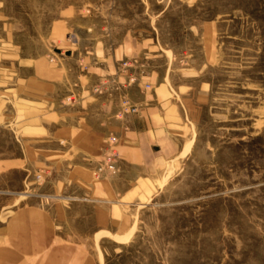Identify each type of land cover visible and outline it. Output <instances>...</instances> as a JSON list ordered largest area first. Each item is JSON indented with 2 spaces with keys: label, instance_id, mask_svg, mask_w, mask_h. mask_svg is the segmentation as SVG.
<instances>
[{
  "label": "rangeland",
  "instance_id": "374dc122",
  "mask_svg": "<svg viewBox=\"0 0 264 264\" xmlns=\"http://www.w3.org/2000/svg\"><path fill=\"white\" fill-rule=\"evenodd\" d=\"M2 21L31 57L63 33L113 46L126 32L154 38L172 86H197L202 107L191 140L158 174L156 192L107 224L92 203L65 200L87 190L67 181L63 188L67 169L49 177L36 154L50 144L20 141L0 126V228L19 207L61 201L71 205L58 235L81 247L56 249L47 264H264V0H0ZM106 138L101 160L89 166L93 180L117 174V158L114 172L104 163ZM3 261L45 264L29 254Z\"/></svg>",
  "mask_w": 264,
  "mask_h": 264
},
{
  "label": "crops",
  "instance_id": "0c3cea01",
  "mask_svg": "<svg viewBox=\"0 0 264 264\" xmlns=\"http://www.w3.org/2000/svg\"><path fill=\"white\" fill-rule=\"evenodd\" d=\"M5 26L0 22V126L10 127L20 141L50 144L36 154L53 171L49 177L67 169L63 188L66 181L77 182L88 192L65 200L92 203L100 221L107 224L124 206L148 200L156 192L158 174L178 157L199 122L197 86H172L167 55L148 36L126 32L113 46L104 37L86 44L63 33L43 55L31 57ZM126 59L143 63L146 74L116 91L114 81L125 83L129 75L120 67ZM99 86L101 94L93 91ZM122 92L136 113L121 112ZM71 96L73 102L67 100ZM106 137L116 140L117 174L93 180L89 166L101 160ZM68 205L59 201L51 209L31 205L13 210L0 228V256L29 254L47 264L54 250L81 247L58 235V221L67 223Z\"/></svg>",
  "mask_w": 264,
  "mask_h": 264
},
{
  "label": "built area",
  "instance_id": "2783aa9c",
  "mask_svg": "<svg viewBox=\"0 0 264 264\" xmlns=\"http://www.w3.org/2000/svg\"><path fill=\"white\" fill-rule=\"evenodd\" d=\"M122 73L123 72H129V75L127 76V79L125 83L122 84H116L114 81V84L116 87L114 88L116 91H124L128 86L137 84L138 80L140 78L145 77V65L141 62H139L137 59H127L121 62L120 64ZM145 88H149L148 84H145ZM93 91L95 93L101 94L102 93V88L99 87H94ZM69 102H73L75 100V97L71 96L67 99ZM119 104L121 108V112L125 114H133L137 112V107L134 106L129 98L124 94L123 92L119 95ZM111 146L110 149L105 157L104 163L106 164L107 168L111 170V172H114L115 170V160L117 158V152L114 149L113 145L115 143V138L110 137L109 138ZM101 170V169H100Z\"/></svg>",
  "mask_w": 264,
  "mask_h": 264
},
{
  "label": "bare ground",
  "instance_id": "6f19581e",
  "mask_svg": "<svg viewBox=\"0 0 264 264\" xmlns=\"http://www.w3.org/2000/svg\"><path fill=\"white\" fill-rule=\"evenodd\" d=\"M126 233V232H125ZM130 233V232H129ZM102 234H108V235H110L109 233H107V232H104V233H102ZM102 234L100 233V234H98L97 236H102ZM126 234H128V233H126ZM129 236V235H128ZM113 237L115 238V239H117V240H126L127 239V236H115V235H113ZM129 238V237H128Z\"/></svg>",
  "mask_w": 264,
  "mask_h": 264
}]
</instances>
